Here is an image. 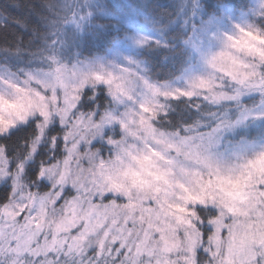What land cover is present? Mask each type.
Listing matches in <instances>:
<instances>
[{"label":"snow or ice","instance_id":"snow-or-ice-1","mask_svg":"<svg viewBox=\"0 0 264 264\" xmlns=\"http://www.w3.org/2000/svg\"><path fill=\"white\" fill-rule=\"evenodd\" d=\"M0 31V264H264V0H10Z\"/></svg>","mask_w":264,"mask_h":264},{"label":"trees","instance_id":"trees-1","mask_svg":"<svg viewBox=\"0 0 264 264\" xmlns=\"http://www.w3.org/2000/svg\"><path fill=\"white\" fill-rule=\"evenodd\" d=\"M5 2H10V0H0V4H4ZM17 2L19 3H27L29 2V0H17ZM35 3H37V5L39 4V0H34ZM70 2V0H69ZM145 2H147L148 4L151 5H172L173 0H127V3L132 4L135 3L137 5H143L145 4ZM11 12H13V14H26V12L21 13V12H17L16 9L12 8L10 9ZM3 36V32L0 31V37ZM73 51H75L73 49ZM161 67L160 65H157L156 68ZM165 71H168L170 68H172V65H165L163 66ZM175 67H179V64L177 63V65ZM155 70V69H154ZM161 78H163V75L161 76Z\"/></svg>","mask_w":264,"mask_h":264},{"label":"clouds","instance_id":"clouds-1","mask_svg":"<svg viewBox=\"0 0 264 264\" xmlns=\"http://www.w3.org/2000/svg\"><path fill=\"white\" fill-rule=\"evenodd\" d=\"M109 46H110V41L108 43L104 44L102 47L106 48V47H109ZM178 55L182 56L183 53H179Z\"/></svg>","mask_w":264,"mask_h":264}]
</instances>
